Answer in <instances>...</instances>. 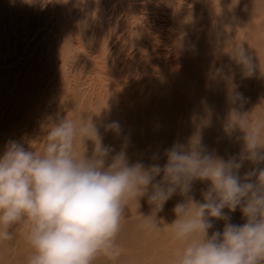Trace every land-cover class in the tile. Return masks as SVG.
Segmentation results:
<instances>
[{
	"label": "rangeland",
	"instance_id": "obj_1",
	"mask_svg": "<svg viewBox=\"0 0 264 264\" xmlns=\"http://www.w3.org/2000/svg\"><path fill=\"white\" fill-rule=\"evenodd\" d=\"M240 45L259 65L251 78L229 57ZM233 88L246 98L240 110L264 119V0H0V155L10 139L42 151L47 126L67 115L119 122L118 134L101 128L103 143L132 163L197 134L227 158L240 148L224 131ZM180 199L158 214L159 229L144 226L146 199L127 202L118 264H173ZM232 222H244L239 211ZM12 231L0 264H26L27 227Z\"/></svg>",
	"mask_w": 264,
	"mask_h": 264
},
{
	"label": "clouds",
	"instance_id": "obj_2",
	"mask_svg": "<svg viewBox=\"0 0 264 264\" xmlns=\"http://www.w3.org/2000/svg\"><path fill=\"white\" fill-rule=\"evenodd\" d=\"M229 57L245 78L259 69L243 45ZM228 102L234 107L224 131L240 148L227 158L197 134L154 153L151 163H132L126 151L103 143L101 128L118 134L119 122L67 115L47 126L42 151L10 139L0 155V242L13 240L12 229L22 224L32 249L26 264H118L127 202L146 199L144 226L159 229L158 214L179 195L168 225L180 242L173 264H264V119L240 110L246 98L235 88ZM196 182L203 185L199 200ZM237 211L243 223L232 222Z\"/></svg>",
	"mask_w": 264,
	"mask_h": 264
}]
</instances>
